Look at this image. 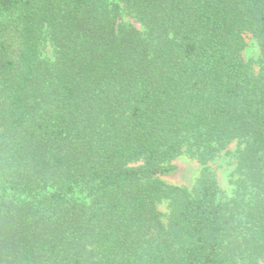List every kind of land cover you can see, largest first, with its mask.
Returning a JSON list of instances; mask_svg holds the SVG:
<instances>
[{"label":"trees","instance_id":"16d2710c","mask_svg":"<svg viewBox=\"0 0 264 264\" xmlns=\"http://www.w3.org/2000/svg\"><path fill=\"white\" fill-rule=\"evenodd\" d=\"M233 141L225 202L208 163ZM186 150L195 187L165 185ZM259 261L264 0H0V264Z\"/></svg>","mask_w":264,"mask_h":264},{"label":"rangeland","instance_id":"374dc122","mask_svg":"<svg viewBox=\"0 0 264 264\" xmlns=\"http://www.w3.org/2000/svg\"><path fill=\"white\" fill-rule=\"evenodd\" d=\"M120 24L134 27L141 34H146V30L134 18L122 13L119 20ZM247 47L242 53L243 60L246 63L252 62V70L258 74L260 66V49L257 41L250 35L245 36ZM43 59L45 61H54V50L49 41L43 48ZM246 143L244 141H233L224 150L219 151L214 158L208 163V168L216 179L221 191V198L225 202H232L237 199V184L243 179L238 173V156L241 150L244 149ZM187 149V148H185ZM177 168V171L171 175L159 176V179L168 186L183 187L188 190H193L203 166L199 163L196 157L186 150L182 156L171 163ZM158 211L161 215L163 224L167 226L170 210L168 202H162L158 205ZM242 264V263H240ZM258 264H264L259 261Z\"/></svg>","mask_w":264,"mask_h":264}]
</instances>
